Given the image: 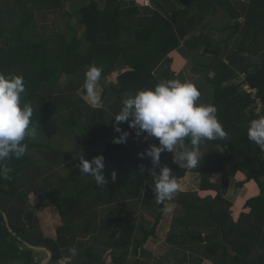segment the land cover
Wrapping results in <instances>:
<instances>
[{"label": "trees", "instance_id": "1", "mask_svg": "<svg viewBox=\"0 0 264 264\" xmlns=\"http://www.w3.org/2000/svg\"><path fill=\"white\" fill-rule=\"evenodd\" d=\"M110 1L114 4L113 8L101 10L96 0H0V74L23 77L25 93L22 94V102L31 104L33 108L30 130L34 133L26 136L23 141L28 145L26 154L20 159H10L7 162L12 169L9 173L10 179H0V264H36L34 251L24 242L48 249L52 253L48 264H59L65 257H70L69 248L76 245L79 250L82 248L78 245V240H84L96 232L93 224L96 222L97 213L88 214L91 210L85 209L83 205V196L93 187L96 188V183L80 185L75 192L68 184H63V194L55 198L53 188L56 182L52 179L47 184L44 180H37L39 173L50 171L51 166L29 156V151L34 147L49 150L55 161L59 155H65L61 148L35 140L39 130L51 125L53 121L73 132L88 148H93L113 136L106 124L104 108L89 106L81 96L73 99L75 91L81 89V93L83 92V74L87 66L95 64L103 69L99 81L103 85L102 100L108 92H112L117 102L121 103L123 96L134 95L137 90L150 89L160 83L147 61L149 55L159 53L160 49L165 54L170 51L169 46L162 48L171 38L168 31L166 32L167 26L165 28L169 16H163L157 10L153 11L151 20L143 23L133 33L132 48H124L117 35V17L122 8L129 6L124 4L126 0ZM71 2V8H66V4ZM198 6L200 12L206 8L223 9L231 19L240 17L231 0H199ZM130 8L140 12L137 6ZM182 15H187L182 6L171 14V21L179 39L184 38L185 32L182 27L177 26V18H182L183 23L190 24L192 21ZM245 18L246 29L242 44L247 40L253 42L259 30L264 29V0L251 1ZM186 44L189 52L198 50L201 45L204 47L202 53L213 55L214 60L209 69H214L215 74L213 78H207L213 88L209 104L217 108V119L227 135L223 139L201 141V160L195 169L182 167L174 160L165 164L176 172L174 176L187 172L197 173L201 179V189L217 187L222 190L214 198H206V208L200 204L188 206L183 218H176L174 222L185 227V236L189 240L206 242L207 249L213 254L223 251L225 258L215 264H264V159L261 147L247 136L249 122L257 118L252 108L255 100L249 94L241 92L244 85L256 90V98L263 106L260 116H264V55L257 64L249 63L238 67L230 61L229 65L221 64V67H217L215 62L219 59L220 42L208 38L201 44H197V41ZM177 45L178 41H175L170 48ZM132 49L142 55L135 58L134 63L128 67L122 58L125 57L124 53L132 52ZM243 49L241 45L239 51ZM248 57L251 56L248 54ZM235 71L241 73L243 79L240 87L235 88L237 97L231 100L225 84L230 78L236 77ZM110 80L112 82L109 84L105 83ZM170 80H174L173 75ZM63 84V90L68 95L55 92ZM49 92V95L56 93L57 96L53 98L48 95ZM128 140L129 136L127 142ZM185 141L190 144L188 139ZM126 143H111L108 146L102 155L105 164L103 173L107 180L113 182L118 198L125 193L128 199H138L142 197L144 181L149 180L151 187L153 180L150 173L158 170L149 163L148 157L141 158L139 154L142 151L135 149L134 145L129 150H135L130 151L129 155L126 151L113 153ZM127 161H133L128 170L124 168ZM29 172L34 173L33 179H30ZM113 172L116 174L115 180L111 177ZM214 173L222 174L220 186H214L209 181ZM237 173L244 174L246 182L256 185L258 193L256 196H248L243 206L247 212L235 219L229 210L231 204L223 198V193L229 176ZM34 179L38 181L39 187L35 184L28 187ZM243 184L241 182L237 185ZM31 189L41 191H37L40 194L37 206H32L29 201ZM196 201L199 203L202 200L197 198ZM144 202L158 210L151 228H136L129 224L117 236L112 230L116 223L122 222V212L115 218L106 215L105 232L92 238L90 243L84 242L83 253L79 255L76 264L129 263V250L111 255V261L105 262L101 254L95 253L97 249L93 242L99 239H107L116 245L133 238V251L137 256L147 239L156 236V226L166 201L157 203L154 198L145 199ZM47 207L54 209L53 218L57 216L58 222H54L53 227L42 229L41 233V230L36 229L38 221L35 215ZM204 213L214 224V236L204 238L188 231L189 227H199L198 220ZM4 214L14 233L9 231ZM23 215L27 217V221L22 219ZM175 237L178 236H170L168 239ZM200 261L195 260L196 264H201ZM134 264H140V260L135 259Z\"/></svg>", "mask_w": 264, "mask_h": 264}, {"label": "crops", "instance_id": "2", "mask_svg": "<svg viewBox=\"0 0 264 264\" xmlns=\"http://www.w3.org/2000/svg\"><path fill=\"white\" fill-rule=\"evenodd\" d=\"M198 1L199 0H126L124 4L129 7L122 8L119 11L117 17V35L121 38L120 43L124 48H132V44H134L133 33L143 23H147L151 20L153 11L157 10L163 16H169L165 28L167 26L168 30L166 28V32L168 31L169 36L171 37V42L169 40L168 44H164V47L162 48L166 49L169 46L168 49H170V51H167L165 54V51L160 49L159 53L149 55L148 59L150 62L147 61V64L153 67L152 73L159 82L170 80L171 75H173L174 80H180L182 82L191 81L201 93L198 103L209 104L213 88L210 83H208L207 78H213L215 74L214 69L212 71L209 69L214 60L213 55L210 53H202L204 47L201 45H199L200 48L198 50L189 52L186 43L197 41V44H201L202 42H206L208 38H211L214 41L220 42L221 46L219 59L215 62L217 67H221V64L229 65L230 61L233 65L243 67L249 63H259L261 57L264 55V29L259 30V33L253 42L247 40L242 44V37L246 29L244 21L247 15V8L253 0H231L235 9L240 14V17L236 19H231L223 9L213 10L211 8H206L205 11L200 12ZM96 2L101 10L112 9L114 6L110 0H96ZM71 5L72 2L71 4L67 3L66 8ZM130 6H137L140 12L137 13L132 11ZM179 6L184 7L187 11V15H182V17L192 19L190 24H188L183 23L182 18H177V26L179 28L182 27V31L185 32L183 39H179L176 36V28L171 21V14ZM58 17H60L59 14ZM49 30H51V28H49ZM175 41H178V45L170 48ZM241 45L244 49L240 52L239 48ZM248 54L251 56L250 58L248 57ZM124 55L125 57L122 59L126 65L130 67L134 63L135 58L142 55V53H135L133 50L132 52L124 53ZM235 73L236 77L230 78L225 84V86H227V94L231 100H234L237 97L238 94L235 88L237 86L240 87L243 79L241 73L236 71ZM108 82L110 83L112 80ZM63 89L64 88H59L55 92L60 95H62V93L68 95ZM80 92L81 89L75 91L73 99L77 96L80 97ZM49 94L50 92L48 95ZM57 94L54 93L49 96L54 98ZM126 97L127 96H123V99ZM120 105L121 104L117 102V99L110 98L104 107H100L104 108L106 111V124L112 131L113 136L108 140L100 142L93 148L85 147L84 142L81 139L73 133L71 134L68 129L62 127L56 121H53L51 125L44 126L39 130L35 137V140L38 143L50 146L52 144L53 147L61 148L65 153V155H59L56 162L53 154L45 148L34 147L29 151V156L31 158L42 164H48L51 166V170L48 172L55 171L56 174L54 175H50L47 172L46 177H37L39 178L37 180H44L47 184H49V181L52 179L56 182V185L53 188L55 198H58L63 194V184H68L70 189L75 192L79 189L80 185L95 183L91 176H87L80 172L78 166L79 159L80 156H82L83 159L90 161L94 156L103 155L108 146L111 143H114L113 138L119 136V133L114 132L113 119L109 117L111 114L119 111ZM119 126L122 131H127L129 133V140L122 148L114 150L113 153H117V151H126L127 155H129L135 149H140L143 153L150 144H158V141L155 139H145L143 135L137 137L134 134V130L129 128L127 123H121ZM59 137L67 139L75 138L76 142L83 148H80L81 150L76 149L66 152V150L63 149L64 146L55 139H58ZM185 143L188 144L186 141ZM133 145L136 148L132 149L133 151L129 150ZM171 160H173V154L170 152H163L160 155V164L154 165V167H156L159 172L160 167L165 166V164ZM149 163H152L150 158ZM132 164L133 161L125 162L124 168L128 170L129 166L131 167ZM62 166L65 167L62 168L63 173L60 172ZM32 173L33 172H29L30 179H33ZM175 173L176 172H172V176H174ZM174 177H177L176 180L179 186L178 191L172 201H166L164 204V210L162 211L156 226V236L147 239L142 247V251L140 250L137 256H135L133 251V238L116 245L107 239L96 240L93 242L97 249L95 253H98L99 255H109L108 261H111V255H117L124 250H129L128 264H134L135 259H139L140 264H196V259L201 260V264H215L216 261H219L221 258L224 259L225 255H223V251H218L213 254L207 249L206 242L189 240L188 237L185 236V227L178 222H174V219L176 218H183L188 206L200 204V206L206 208L208 206L206 198H214L217 195V192H221L222 190L217 187L201 189L200 176L194 172H187ZM245 179L246 177L242 173L229 176L227 188L223 193V198L231 204L229 210L232 217L235 219H238L242 213L247 212L244 210L243 206L248 196L250 194L256 196L258 193L257 186L251 182H246ZM37 180L34 179L32 183L27 186L31 187L35 184L39 187ZM209 181L214 186H220L222 184V174H212ZM241 182H244V184L238 186L237 184ZM149 183V180L144 181L142 197L138 199H128V196L125 193L118 198L114 191L115 186L109 179L104 185L98 186L96 184V188L93 187L92 190L86 192L83 196V205L85 209L91 210L88 214L91 212L97 213L96 222L93 224L96 226V232L84 240H78V245L82 248L79 250L77 245L74 247L78 250L76 257L71 259L65 257L61 262L65 261V264L77 263L79 255H82L83 253L82 250L85 247L84 242L87 241L90 243L92 238L98 237L105 232L107 227L105 223L106 215L115 218L122 212V222L116 223L112 230L117 236L122 229L129 224L134 225L136 228L140 226L151 228L154 223V215L158 213V210L144 202L145 199L152 200L155 198ZM37 191L41 193L40 190L34 191L31 189L29 194L30 196H35L36 200H39L40 194ZM197 198L202 201L198 203L196 201ZM169 208L171 211L167 210ZM54 214L52 215V220L58 222L56 218L57 216L53 218ZM198 222L199 227L188 228V231L193 235L200 234L202 237L206 238L207 236H214L216 234L213 222L205 213L201 215V219L198 220ZM41 233H43V231ZM176 235L178 237L171 240L168 239L170 236ZM260 252L263 253L262 251Z\"/></svg>", "mask_w": 264, "mask_h": 264}, {"label": "clouds", "instance_id": "3", "mask_svg": "<svg viewBox=\"0 0 264 264\" xmlns=\"http://www.w3.org/2000/svg\"><path fill=\"white\" fill-rule=\"evenodd\" d=\"M103 69L91 64L84 72L81 98L93 108L102 104L103 90L99 87ZM25 84L22 76L0 74V179H10L12 169L10 159L22 158L28 145L26 136L34 135L30 130L33 108L22 102ZM201 93L191 81H161L150 89L137 90L134 95L121 101L119 111L110 115L113 130L119 136L113 138L117 144L126 143L129 133L122 131L121 123H127L134 134L145 139H155L158 144H150L141 158L148 157L153 165L160 164L163 152L173 154L176 164L187 169H195L201 160L199 145L203 140L223 139L227 133L219 123L217 108L211 104L198 103ZM248 138L264 148V116L249 122ZM188 139L190 144H186ZM79 170L91 176L98 186L107 182L103 173L105 167L102 155L90 161L80 156ZM168 166L160 167L159 172L151 171L152 192L157 203L172 201L178 191V183ZM113 180L115 172L111 173ZM171 211V209H167ZM70 257L77 255L76 248H69Z\"/></svg>", "mask_w": 264, "mask_h": 264}, {"label": "rangeland", "instance_id": "4", "mask_svg": "<svg viewBox=\"0 0 264 264\" xmlns=\"http://www.w3.org/2000/svg\"><path fill=\"white\" fill-rule=\"evenodd\" d=\"M76 19V18H75ZM45 24V23H44ZM46 25H47V23H46ZM53 28V27H52ZM242 78H243V75H242ZM106 84H109V82H106ZM64 86H65V84H63L62 86H61V88H64ZM99 87L100 88H102V90H103V85H102V83L101 82H99ZM242 92H244V91H242ZM255 94H256V91L254 92ZM82 95V93L80 92V96ZM111 96V97H110ZM79 96H77L76 98H78ZM115 97L116 96H114L113 94H112V92H108L107 94H106V96H105V98H104V100H102V104H101V106L100 107H104L106 104H107V102H108V100L110 99V98H114L115 99ZM75 98V99H76ZM121 104V103H120ZM100 107H97V108H100ZM61 114H66V112H61ZM70 133L72 134L73 132H71L70 131ZM71 138V137H70ZM56 139V141L57 142H59V143H61L63 146H64V148L63 149H65L66 150V152H69V151H72V150H81L80 148H83L82 146H80L77 142H76V140H75V138H71V139H67V138H61V137H59L58 139L57 138H55ZM51 146H52V144H51ZM62 168H65L64 166H62L61 168H60V172L61 173H63V170H62ZM50 175H54V174H56L55 173V171H53V172H48ZM40 174V176L41 177H46L47 175V172H40L39 173ZM30 203H31V205L32 206H37V202L39 201V200H36V197L35 196H30ZM28 209V208H27ZM55 212H54V209H52V208H50V207H47V208H43L42 209V212L40 213V212H38L36 215H35V218L37 219V221H38V223L36 224V229L37 230H45L47 227H53L55 224H54V221L52 220V215L54 214ZM40 216H41V218H40ZM156 217H157V213H156V215H154V220L156 219ZM22 219L23 220H25V221H27V217L25 216V215H23L22 216ZM150 228V227H149ZM33 251H34V253H33V256L37 259V262H36V264H48V263H45L44 262V260H46L47 259V257H48V254L46 253V252H43V251H41V250H34L33 249ZM103 256V258H105V262H108V260H109V255H102ZM133 258H134V255H133Z\"/></svg>", "mask_w": 264, "mask_h": 264}, {"label": "built area", "instance_id": "5", "mask_svg": "<svg viewBox=\"0 0 264 264\" xmlns=\"http://www.w3.org/2000/svg\"><path fill=\"white\" fill-rule=\"evenodd\" d=\"M243 91L246 94H249L250 97L255 100V104L253 105L252 108L254 109V115L257 116V118H259L261 115V112L263 110V106H262L261 102L259 101V99L256 98V94L254 93L256 90L250 89L247 85H244ZM257 118H255V119H257ZM261 152H262V157L264 159V148H261Z\"/></svg>", "mask_w": 264, "mask_h": 264}, {"label": "water", "instance_id": "6", "mask_svg": "<svg viewBox=\"0 0 264 264\" xmlns=\"http://www.w3.org/2000/svg\"><path fill=\"white\" fill-rule=\"evenodd\" d=\"M4 220H5V223L7 224V226H8V228H9V231L10 232H13L12 231V229L9 227V225H8V218H7V216L4 214ZM14 233V232H13ZM24 244L29 248V249H31V250H41V251H43V252H46L47 254H48V257H47V259L46 260H44V262L45 263H48L49 261H50V259H51V257H52V253L48 250V249H46V248H44V247H35V246H32V245H30V244H28V243H26V242H24ZM59 264H65V261H63V262H61V263H59Z\"/></svg>", "mask_w": 264, "mask_h": 264}]
</instances>
